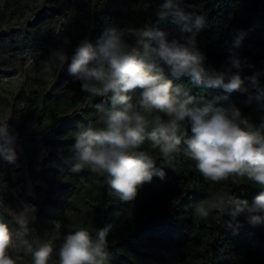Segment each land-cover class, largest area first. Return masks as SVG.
Masks as SVG:
<instances>
[{
  "label": "trees",
  "instance_id": "trees-1",
  "mask_svg": "<svg viewBox=\"0 0 264 264\" xmlns=\"http://www.w3.org/2000/svg\"><path fill=\"white\" fill-rule=\"evenodd\" d=\"M163 2L0 0V116L13 114L18 123L11 134L20 140V151L15 141L12 145L14 163L0 154V221L15 235L18 247L12 256L17 264H32L28 245L34 250L44 241L54 247L50 264H58L57 253L67 235L81 227L94 232L108 226V264H264V225L254 227L244 216L233 220L228 215L204 224L193 215L196 205L211 197L210 182L183 152L165 162L146 141L142 147L165 177L154 175L130 202L108 195L104 175L87 168L73 171L75 134L90 125L101 126L99 116L112 109L111 94L88 95L70 74L76 46L85 39L95 45L109 26L151 25L169 40L183 42L191 33L182 31L183 24L172 17H158ZM182 7L205 17L196 40L206 67L228 76L239 74L244 84L229 92L198 86L187 76L176 79L161 65L164 74L180 89L181 98L235 105L254 129L264 130V0H183ZM60 48L68 55L63 68L42 71L41 61ZM236 60L239 67L234 66ZM15 76L22 79L7 86L5 80ZM253 76L256 83L249 79ZM138 94H132L134 100ZM33 121L48 124L31 130ZM0 147L7 145L0 142ZM186 147L182 142L181 148ZM227 185L229 194L250 202L259 192L249 183ZM25 204L35 207L36 218L27 234L19 235L16 216Z\"/></svg>",
  "mask_w": 264,
  "mask_h": 264
},
{
  "label": "clouds",
  "instance_id": "clouds-1",
  "mask_svg": "<svg viewBox=\"0 0 264 264\" xmlns=\"http://www.w3.org/2000/svg\"><path fill=\"white\" fill-rule=\"evenodd\" d=\"M183 0H164L157 15L172 17L191 33L183 42L169 40L168 34L151 25L118 28L109 26L93 45L81 40L68 66L70 74L81 81V91L91 96H110L112 109L103 111L101 126L81 129L75 134L76 153L73 171L84 168L104 175L110 197L133 201L138 188L151 182L154 175L165 177L156 167V159L142 146L158 150L165 162L183 154L195 162L205 181L213 184L231 181L251 182L259 188L251 200L234 197L229 192L213 195L199 202L193 215L204 219L214 212L233 220L244 216L252 226L264 225V130L254 129L250 119L235 105L217 106L214 101L197 102L194 97L180 96V89L165 74L187 76L198 86L240 90L244 80L239 74L228 76L206 67V57L198 50L196 33L206 25L205 17L188 13ZM65 43H70L65 39ZM68 55L63 48L53 50L41 61L42 71L62 69ZM239 67V61L233 62ZM227 78V79H226ZM257 82L255 76L249 78ZM139 90L134 100L133 93ZM162 114V115H160ZM190 126V133L188 131ZM15 137L7 123H0V154L14 163L12 145ZM182 142L187 145L181 148ZM35 207L25 204L17 213L16 223L26 235L35 220ZM110 226L89 231L78 228L67 235L58 250V264H108L107 236ZM27 243V241H25ZM16 238L9 225L0 221V264H17L12 252ZM32 264H50L54 254L51 242L31 244Z\"/></svg>",
  "mask_w": 264,
  "mask_h": 264
},
{
  "label": "rangeland",
  "instance_id": "rangeland-1",
  "mask_svg": "<svg viewBox=\"0 0 264 264\" xmlns=\"http://www.w3.org/2000/svg\"><path fill=\"white\" fill-rule=\"evenodd\" d=\"M22 79V77L20 76H15V77H12V78H7L5 81H6V84L7 86L9 87H14L15 85H17V83ZM7 123V126L9 128V131L10 133H15L16 131V126H17V123L18 121L14 118L13 114L11 112L9 113H6L4 114L3 116H0V123ZM46 124H43V125H40L38 124L36 121H33L30 125H29V129L31 130H41L42 128H44ZM19 138L18 137H15V148L20 151V146H19ZM230 181V180H229ZM221 182L219 184H213L210 182V189H211V197L213 195H216V194H223V193H227L229 191V187L227 185V183L229 182ZM243 183H249L251 185H253L251 182H248V181H242ZM255 186V185H254ZM257 187V186H255ZM210 197V198H211ZM218 214H216L215 212L213 214H211L209 217L207 218H204V219H200L201 220V223L203 222L204 224L205 223H208L210 221H212L213 219L217 218ZM233 262V261H232ZM195 264H203L201 261H197Z\"/></svg>",
  "mask_w": 264,
  "mask_h": 264
}]
</instances>
